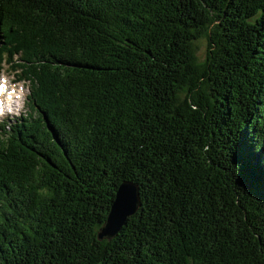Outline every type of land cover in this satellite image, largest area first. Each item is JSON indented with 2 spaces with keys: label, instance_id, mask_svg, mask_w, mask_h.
<instances>
[{
  "label": "trees",
  "instance_id": "1",
  "mask_svg": "<svg viewBox=\"0 0 264 264\" xmlns=\"http://www.w3.org/2000/svg\"><path fill=\"white\" fill-rule=\"evenodd\" d=\"M5 64L0 264H264V0H0Z\"/></svg>",
  "mask_w": 264,
  "mask_h": 264
},
{
  "label": "rangeland",
  "instance_id": "2",
  "mask_svg": "<svg viewBox=\"0 0 264 264\" xmlns=\"http://www.w3.org/2000/svg\"><path fill=\"white\" fill-rule=\"evenodd\" d=\"M199 46V56L200 59L203 60L207 49L206 41L202 40ZM17 75H12V68L6 64L4 65V70L0 75V84L6 89V97L12 96V99L9 100L11 104H8L7 111L1 112L0 110V123L2 120L6 122L0 126V133L4 132L5 127L9 130L8 126H15V124L19 122L22 117L26 118V116L31 112L30 105H32V103H30L29 99L31 91L30 84L24 81H19L21 73ZM21 79L23 80V78ZM17 81L20 82L19 86L17 85Z\"/></svg>",
  "mask_w": 264,
  "mask_h": 264
},
{
  "label": "water",
  "instance_id": "3",
  "mask_svg": "<svg viewBox=\"0 0 264 264\" xmlns=\"http://www.w3.org/2000/svg\"><path fill=\"white\" fill-rule=\"evenodd\" d=\"M142 206L140 186L136 183L123 182L116 193L103 227L99 230V240H111L127 225L128 220L134 216Z\"/></svg>",
  "mask_w": 264,
  "mask_h": 264
},
{
  "label": "bare ground",
  "instance_id": "4",
  "mask_svg": "<svg viewBox=\"0 0 264 264\" xmlns=\"http://www.w3.org/2000/svg\"><path fill=\"white\" fill-rule=\"evenodd\" d=\"M35 87V86H34ZM2 98H3V96L2 95H0V101H2ZM19 98V97H18ZM12 99V96H10V97H8V98H6V101H7V105L10 103L11 104V102L9 101V100H11Z\"/></svg>",
  "mask_w": 264,
  "mask_h": 264
}]
</instances>
